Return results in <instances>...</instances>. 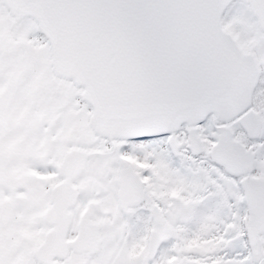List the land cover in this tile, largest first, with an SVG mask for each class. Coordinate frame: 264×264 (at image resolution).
Instances as JSON below:
<instances>
[{"label":"snow or ice","instance_id":"1","mask_svg":"<svg viewBox=\"0 0 264 264\" xmlns=\"http://www.w3.org/2000/svg\"><path fill=\"white\" fill-rule=\"evenodd\" d=\"M0 264H264V0H0Z\"/></svg>","mask_w":264,"mask_h":264}]
</instances>
